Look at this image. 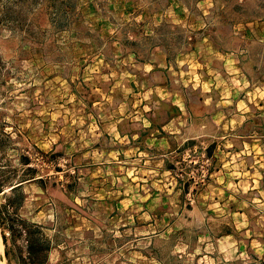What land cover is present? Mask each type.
Here are the masks:
<instances>
[{
    "label": "rangeland",
    "instance_id": "obj_1",
    "mask_svg": "<svg viewBox=\"0 0 264 264\" xmlns=\"http://www.w3.org/2000/svg\"><path fill=\"white\" fill-rule=\"evenodd\" d=\"M261 25L264 0H0V205L9 224L20 216L43 227L48 264H264V214L247 207L255 192L207 189L214 162L204 146L170 156L173 169L161 175L150 172L156 158L124 165L134 158L107 156L94 121L120 116L124 104L136 110L138 71L157 48L177 80L190 71L193 84L234 86L240 65L242 85L264 86ZM245 128L246 149L252 134L263 149L264 117ZM250 160L234 172L249 176ZM28 169L14 211L8 188ZM0 264H15L1 235Z\"/></svg>",
    "mask_w": 264,
    "mask_h": 264
},
{
    "label": "crops",
    "instance_id": "obj_2",
    "mask_svg": "<svg viewBox=\"0 0 264 264\" xmlns=\"http://www.w3.org/2000/svg\"><path fill=\"white\" fill-rule=\"evenodd\" d=\"M261 27L264 32V25ZM154 51L155 59L149 60V64L144 63L138 71L143 95L136 110H130L132 104L128 103L120 106L124 109L120 116H109L103 121L94 119L99 134L101 129L104 130L102 135L108 142L106 155L134 158V161L122 162L124 165L130 162L144 165L147 162L143 161L142 156L156 158L159 168L150 172L164 175L173 169L170 156L181 157L197 145H202L208 158L214 162L207 189L224 188L230 183L226 186H231V191L227 188L226 192L237 198L241 186L246 185L250 192H255L256 197L247 207L256 214H264L260 210L264 209V147L262 149L255 144L258 141L256 134L249 136L248 149L243 141L246 126L262 124L264 113L260 110L264 109V86L242 85L246 76L241 72L240 65V73L235 76L238 83L234 86L214 85L210 79L206 84L204 78L193 84L188 77L190 71L184 73L183 82L182 78L177 80V70L163 50L157 48ZM132 56L135 57V54ZM242 56V52H239L238 58ZM236 63H239L238 59ZM179 73L183 77L182 72ZM257 93H261L259 100L255 97ZM258 137L263 139L264 136ZM210 139L217 142L207 144ZM245 155L252 158L247 167V177L244 173L234 172V169H242L241 159ZM214 158L217 160L214 161ZM132 169L136 173L142 171L141 165ZM245 177L247 181L243 180ZM260 252L264 254V246Z\"/></svg>",
    "mask_w": 264,
    "mask_h": 264
},
{
    "label": "trees",
    "instance_id": "obj_3",
    "mask_svg": "<svg viewBox=\"0 0 264 264\" xmlns=\"http://www.w3.org/2000/svg\"><path fill=\"white\" fill-rule=\"evenodd\" d=\"M57 155L58 154H53L52 157L56 158ZM19 160L22 165H28L29 163V159L25 156H20ZM56 170L59 171L58 168H56ZM25 172L26 175L23 174L15 184L10 185L8 188L9 198L7 205H13L14 211L19 210L25 201V196L21 192L23 184L33 179V177H29L30 175L27 176L28 173H32V170L28 169L25 170ZM38 183H40V187L44 189V184L41 182ZM2 193L3 190L0 188V194ZM10 197H14V201ZM3 208L6 209V206L2 207L0 205V235L4 247V257H6L8 263L48 264L49 254L53 246L44 233L43 227L18 216L16 217L18 226L15 229L14 226L8 222L9 213L7 210L5 214L2 213L1 209ZM17 239L21 240L18 244ZM8 241L11 242L14 251L12 258L9 256Z\"/></svg>",
    "mask_w": 264,
    "mask_h": 264
},
{
    "label": "built area",
    "instance_id": "obj_4",
    "mask_svg": "<svg viewBox=\"0 0 264 264\" xmlns=\"http://www.w3.org/2000/svg\"><path fill=\"white\" fill-rule=\"evenodd\" d=\"M199 157H200L201 163L207 166V164L209 163V159L206 157V155L202 152V153H199ZM203 164L200 165V167L202 168V170L200 171V174H201L200 177L202 178L201 181H204L208 176V171L207 169H204L205 166Z\"/></svg>",
    "mask_w": 264,
    "mask_h": 264
}]
</instances>
